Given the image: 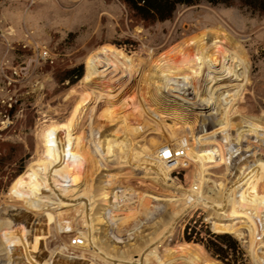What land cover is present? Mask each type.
Masks as SVG:
<instances>
[{
  "label": "rangeland",
  "instance_id": "obj_1",
  "mask_svg": "<svg viewBox=\"0 0 264 264\" xmlns=\"http://www.w3.org/2000/svg\"><path fill=\"white\" fill-rule=\"evenodd\" d=\"M218 28L233 39L242 40L240 44L249 58L248 84L237 103L239 114L252 119L264 117V14L242 4L241 0H232L228 4L199 1L192 5H179L170 19L152 23L132 16L121 0H0V221L4 215L1 211L3 206L13 209L17 205L22 211L26 209L27 222L34 227L39 222V209L61 210L66 205L65 183L76 175L79 166H83L88 174L103 175L100 184H104L102 190L105 192L116 186L113 191L118 190L119 193L143 187L162 194L160 188L138 178L129 167H123L117 178L112 180L110 176L115 170L102 171L88 165L87 159L91 158L90 125L107 134L118 133L119 137L129 131L134 140L143 135L139 143L155 149L151 142L156 141L158 150L163 147L161 145L173 142L167 127L170 125L183 144L192 150L193 141L186 135L184 125L163 113L158 105L142 101L139 104L141 114L127 120L121 106L134 93L136 76L132 87L121 93L117 103L109 104V96L106 95L113 90L112 81L116 80L123 64L143 69L178 42L201 31ZM112 48L121 58V63L105 77V74L98 73L112 57L107 55ZM100 51L104 53L99 57ZM173 58L176 60L179 56ZM75 68L80 69L81 77L59 80L68 70ZM133 104L134 100L129 101L126 109ZM207 120L202 126L212 131L215 127L208 126L213 119L209 117ZM153 123L158 127L161 124L163 133L157 132ZM140 126L144 130L142 135L138 134ZM246 126L244 123L237 125L238 128ZM249 136L245 143L251 149L246 154L255 152L254 157L264 161V143L252 137L251 133ZM217 139L222 141L220 136ZM208 159L217 160L211 155ZM217 164L207 169V193L213 194L210 189L213 183L223 184L227 185L222 193L226 200L228 198L227 204L244 202L240 199L246 192L248 199L252 193H248L245 184L238 197L228 195L233 183H227L230 177L228 163ZM193 169L192 165L186 167L184 162L172 171V179L181 187L188 188L192 183ZM23 183L28 185L24 198L27 204L14 203L8 198V193ZM94 197L97 206L106 205L100 196ZM128 204L130 196L125 194L119 201L120 211H124L122 208ZM238 208H229L227 212L232 215L225 218L231 220L235 227H240L244 220ZM207 215L208 209L201 205L189 209L178 220L169 247L175 248L185 242L202 247L207 256L221 264H255L244 243L246 233L238 238L236 234L227 232L237 241L241 258L233 261L236 255L230 253L226 262L211 255L201 243L184 238L192 230L200 231L199 236L205 239L209 236L207 232L222 234L211 229ZM136 218L144 221L149 219V215ZM21 231L25 233V240L34 245L35 252H39L43 243L41 232L29 226L22 227ZM77 235L75 229L66 230L50 239L49 243L51 246L80 243ZM259 250L264 252V244ZM65 253L74 256L69 250ZM38 256L42 261L40 264H46L45 255L39 253Z\"/></svg>",
  "mask_w": 264,
  "mask_h": 264
},
{
  "label": "bare ground",
  "instance_id": "obj_2",
  "mask_svg": "<svg viewBox=\"0 0 264 264\" xmlns=\"http://www.w3.org/2000/svg\"><path fill=\"white\" fill-rule=\"evenodd\" d=\"M240 42L222 29L204 30L160 53L143 69L123 64L116 80L112 81L113 90L106 95L109 104H114L121 93L132 87L136 76L134 93L124 99L126 102L121 106L127 120L141 114L139 104L142 101L158 105L163 113L184 125L186 135L193 141V149L183 144L170 125L167 127L173 142L161 146L183 152L174 153L170 161L160 155L158 142H151L155 149L139 143L144 133L142 126L138 131V134L143 132L140 140H134L129 131L119 137L118 133H103L100 128L90 125L91 158L87 159L88 165L102 171L115 170L110 176L112 180L123 167H129L138 178L160 188L162 194L143 187L119 193L113 191L116 186L112 185L105 192L102 190L104 184H100L103 175L88 174L83 166L78 168L72 164L78 172L65 183L66 205L59 211L39 209V222L35 227L27 222L29 216H26L25 207L24 211L17 205L15 209L1 208L4 215L0 221V264H40L39 253L45 255L46 264H221L207 256L198 245L184 242L175 248L169 247L178 220L196 205L208 209L207 216L214 232H230L238 238L246 233L244 243L255 264H264V252L259 250L264 244V161L256 159L255 152L246 154L251 146L245 143L250 133L264 143V117L252 119L239 114L237 103L245 93L249 67L248 55ZM188 47L189 50H185ZM107 53L112 57L98 73L105 77L121 63L116 50L112 48ZM175 55L179 56L176 60ZM132 100L134 104L126 109ZM209 117L213 120L208 127H215L212 131L202 126ZM241 123L246 124V128H238ZM153 125L157 132L163 133L161 124L159 127L157 123ZM219 136L224 143L217 139ZM210 155L217 160L208 159ZM184 162L186 167H194L188 188L178 185L171 176L172 171ZM220 162L228 163L230 177L227 183L233 182L229 196L239 195L245 185L248 193H252L246 199V192L240 199L244 202L227 204L228 198L226 200L222 194L227 185L223 184L213 183L210 187L213 194L207 193V169ZM27 190L28 185L23 183L14 192H9L8 198L14 203L27 204L24 200ZM125 194L130 196V204L120 211L119 201ZM94 196H100L106 205L97 206ZM229 208L242 211L244 220L240 227L225 219L232 215L227 212ZM146 215L149 219L144 221L136 218L142 219ZM25 226L43 235L42 247L39 246L37 253L34 245L25 240V233L21 231ZM74 229L80 243L76 241L68 246H51L49 243L58 233ZM66 250L74 256L67 255Z\"/></svg>",
  "mask_w": 264,
  "mask_h": 264
},
{
  "label": "trees",
  "instance_id": "obj_3",
  "mask_svg": "<svg viewBox=\"0 0 264 264\" xmlns=\"http://www.w3.org/2000/svg\"><path fill=\"white\" fill-rule=\"evenodd\" d=\"M125 6L127 7L129 13L132 16L137 18L140 21L145 23H152L155 21H163L166 19H170L177 6L179 5H192L199 1H207L213 4L231 3L232 0H121ZM242 4L249 5L253 7V9L259 11L261 14H264V0H241ZM81 71L79 68L71 69L67 71V74L59 78L62 81L65 78H75L81 77ZM74 82V81H72ZM76 127V125H75ZM74 127V129H75ZM22 175V174H20ZM200 231L192 230L189 234H186L184 238L189 240H194L195 242H199L204 245L205 249L208 250L211 255H215L218 258L222 259L226 262L228 261V256L231 253L232 255H236L233 261L239 259L240 249L236 240H234L229 234H209L208 239L205 237H200ZM195 234V235H193ZM241 258V257H240ZM226 264H229L227 262Z\"/></svg>",
  "mask_w": 264,
  "mask_h": 264
},
{
  "label": "built area",
  "instance_id": "obj_4",
  "mask_svg": "<svg viewBox=\"0 0 264 264\" xmlns=\"http://www.w3.org/2000/svg\"><path fill=\"white\" fill-rule=\"evenodd\" d=\"M160 155L163 157V159H165L166 161H170L172 159L173 154H177L180 153L182 154V150L179 151H171L168 147H161V149L159 150Z\"/></svg>",
  "mask_w": 264,
  "mask_h": 264
},
{
  "label": "water",
  "instance_id": "obj_5",
  "mask_svg": "<svg viewBox=\"0 0 264 264\" xmlns=\"http://www.w3.org/2000/svg\"><path fill=\"white\" fill-rule=\"evenodd\" d=\"M224 233H227V232H224Z\"/></svg>",
  "mask_w": 264,
  "mask_h": 264
}]
</instances>
